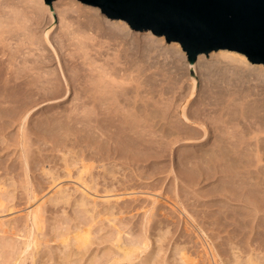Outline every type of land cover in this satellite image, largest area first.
Listing matches in <instances>:
<instances>
[{
	"label": "rangeland",
	"instance_id": "1",
	"mask_svg": "<svg viewBox=\"0 0 264 264\" xmlns=\"http://www.w3.org/2000/svg\"><path fill=\"white\" fill-rule=\"evenodd\" d=\"M41 1L45 8L41 15L43 19L42 17L40 19L42 22H35L36 26L33 24L31 27L33 29L36 27L37 35L39 34L37 31L47 32L51 42L47 44L44 42L42 51L49 55L52 61L40 64L42 69L37 68L34 71L43 70L44 72L53 68L59 70L61 62L69 79L72 80L70 69L72 66L81 67L80 74L84 72L83 76L87 79L85 74L91 73L88 69L91 65L88 67L89 64H84L89 63L86 62L87 59L82 61L83 57L78 60L73 58L71 59L73 65L70 61L68 63L66 60L68 56L59 52L60 49L55 41L62 30L60 22L61 17L67 15L65 12L72 9L76 2L86 6L92 5L79 0H73L74 2L53 0L51 3ZM54 2L58 5L56 6ZM67 4H71V7ZM0 5H2L0 15L4 13L8 17V13L10 15L13 13L14 17L18 16V22L14 23L23 25L17 29L20 33L26 31L23 30L24 23L30 24L36 20H29L30 23L27 20L32 14L27 13L28 5L24 0H0ZM17 12L19 14L15 16ZM60 12H64L63 15ZM68 13L74 14L70 11ZM100 14L108 20H116L106 17L101 12ZM5 15L1 17H6ZM130 30L132 31H129L128 37L131 36L122 43L110 41L107 34L96 37L99 44L94 48L100 54H96L97 61L94 64L104 67V63L110 61L116 62V66L122 68L129 67L124 74L120 72L125 82L121 78L119 80L123 81L125 86L134 88L138 95L140 94L145 101H148L146 108L149 110H146L145 119H143L147 130L142 129L141 132L144 131L143 135L146 136L144 138H147V147L159 149L161 156L149 157L141 167L140 164H129V166L123 163L121 158L118 159L120 156L115 153L111 154V158L101 159L97 156L98 160H96L97 157L92 156V152L89 153L90 151L84 148L86 146L81 140L85 133L79 130L83 124L82 121L73 122L76 124L73 126L72 121L68 119L70 115L74 116L76 113L79 119H84L83 112L80 113L83 105H79L78 100L73 98L77 97L74 93L79 92L76 85L72 86L74 90L69 97H52L48 100L38 95L39 92L43 95L44 91L36 87L37 90H34L37 92L35 96L37 100L34 99L32 102L22 98L17 99L18 96L13 97L9 92H4L9 95L2 94L3 104L0 103V264H264V198H262L264 197V175H262L264 174V151L259 153L260 156L263 155V159L258 162V166L250 169L236 170L226 165L224 170L225 165L219 162L220 160L219 163L213 161L217 153L214 149L224 146L227 136L225 133L227 134L233 127L236 128L237 133H234L236 137L240 135L246 141L252 142L249 146L253 147L256 139L261 144L264 143V75L259 74L255 78L250 76L249 78L252 79L249 81L237 83L235 81L232 82L233 85L219 82L223 84L220 88L224 92L213 93L209 90L211 86L207 79L211 76L207 74L205 66L215 68L222 66L223 68L229 61L218 55L210 57L209 52L207 56L203 54L206 60L204 62H207L205 65L203 61L197 63V59L189 62L185 52L183 55L179 51L174 53L165 51L164 47L170 42L165 41L163 36V41L151 43L149 36L154 38L160 36L150 31H135L131 28ZM18 31L13 32L14 36L18 35ZM20 36L18 35V38H22ZM90 36H94L93 33ZM16 38L12 37L10 41L14 45ZM149 45L154 49H151ZM25 46L24 49L27 50ZM52 46L58 48L59 55L62 54L60 61L55 56ZM68 49L67 52L74 49L73 52L77 55L75 52L78 53V51L75 48L70 46ZM31 51L27 57L31 61L32 58L38 60L43 58L34 54H38L39 49ZM90 52L93 57L95 51L92 49ZM22 53L24 56L28 55L27 52L17 51L14 56L16 61L12 59L15 64L13 68L20 66L21 69L23 64L21 65L20 60L24 57ZM120 53L123 54L120 55ZM33 54L35 57H32ZM38 63L36 62L35 65ZM26 64L29 66L32 63L29 60ZM68 64L72 66L67 68ZM34 71L31 70V72ZM191 78H194V88L191 85ZM136 85L138 87H135ZM224 88L230 90L231 95L227 94ZM213 89L218 90L219 87ZM207 92L209 95L213 93L211 97H215L204 101V97H210ZM138 95L137 98L140 97ZM76 103L78 105H75ZM96 103H91V107L97 106ZM225 106L227 109L233 106L234 109L230 108L231 114L235 115L228 114L229 109L227 111ZM74 109L78 112H73ZM182 110H185L190 118L185 119ZM225 110L227 115L224 113ZM230 115L233 118L239 117L240 125H247L245 133L239 132L243 129L235 125V120L234 125L229 124L227 130V124H224V121L232 118ZM12 116L14 117L11 118ZM132 119L135 120V118ZM257 119L260 124L255 123ZM68 122L71 123L66 125ZM201 124L205 127L201 128ZM41 126L44 127L43 131L39 129ZM258 128L261 130L258 131ZM204 129H206L205 134H203ZM78 131L83 134L78 135ZM48 132H50L49 135ZM74 134L78 135L79 139ZM262 147H264L263 144ZM207 153L210 159L207 158V163L204 164L201 157H207ZM183 154L194 156V160L197 159L195 165L201 170H195L198 174H195L193 182H190L192 185L182 180V176L185 179V174L182 172L186 170L184 165L181 166L183 163L181 159L186 156ZM249 156L255 157L254 154ZM82 162H90L92 165L79 177ZM67 164L69 171L64 169ZM246 169L249 170L246 171ZM177 172L182 176H178ZM176 175L178 178H175Z\"/></svg>",
	"mask_w": 264,
	"mask_h": 264
},
{
	"label": "bare ground",
	"instance_id": "2",
	"mask_svg": "<svg viewBox=\"0 0 264 264\" xmlns=\"http://www.w3.org/2000/svg\"><path fill=\"white\" fill-rule=\"evenodd\" d=\"M23 1V0H22ZM69 1H73V0H69ZM24 2H26V5H28V12H30L29 15L32 14L31 18L30 19H27L28 21L29 20H34V22L29 23L31 24H26L24 23V28L23 30H26L25 32H19L17 29H20V27H22L23 25L20 26V23H17L18 22V16L17 17H14L13 16V13H11V15L8 13V17L2 13V15H0V103H2V100L3 98L2 97V94H4V92H9L13 97L14 96H18L17 99H20L22 98L23 100H27V102L29 100H31V102L37 98H35L37 92L35 90H37V88H41L43 91H44V94L42 95L38 93V95L42 96L45 98H47V100L49 98L52 99V97H62V98H65L66 96L69 97L72 93V91L74 90V88H72V86L76 85V88L78 89V95L76 93H74L77 97H73V98H76L79 102V105H83L81 107H83L80 111L83 112V116L84 119H79L78 118V115H70L68 119H70L72 121V124L73 122H79V121H82L81 123V131L85 132L84 135L82 136V141H84V144L88 151H90L89 153L92 152V156H100L99 158L101 159H105V158H111V154L112 153H115L116 155H119L120 157H118V159H122V162L123 163H126V164H132V165H135V164H140V167L141 165L144 166L143 162L147 161L149 159V157H158V156H161L160 152H159V149H154V148H150V147H147L146 143V139L143 135V133L141 132L142 129H145V123L143 119H145V114H146V110H149L147 109L146 107L148 106V101H145L141 95L140 97L137 98V93L135 92V90H133L132 88L130 87H127L125 86V84L123 83V81L119 80L120 78L124 80L125 82V78H123V75L120 73V72H123L124 74V71L125 70H128L126 68H122V67H119V66H116L117 63L116 62H110V61H107L104 63V67L101 66H97L95 65L94 63L97 61V56L96 54H100V52L98 50H96L94 47L97 46L99 43L97 42L96 40V37H99L101 34H107L108 36V39L110 41H113V42H119V43H122L123 41L125 40H128L129 36V31L131 32L132 30H130V27L127 25V23L124 21V20H121V19H116V20H108L107 18L103 17L98 8L96 7H92V6H86V5H83V4H79V2L75 4V6L70 10H68V12H73L74 14L72 13H68V12H65L67 13V15H63L64 12H60L63 16L61 17V14H60V17H61V22H60V28H62L60 34L57 36V39H56V45H58V48L60 49L59 52L61 51V53L63 55H66L68 56V58L66 59L67 62L70 61L71 64L73 63L71 59H77L80 58V57H83L82 58V61H85V59H89L90 61H87L86 62H89V63H84V64H89L88 65V69L91 73H88L85 74L87 75V79L84 78V72L83 74L81 75L80 74V71L82 72V69L80 70L79 66H72L70 64H68L67 68H69L70 66H72L70 69L72 71V80L69 79V76L66 75L65 73V69L63 68V64H61L60 62V67L59 70L57 68H53V70L50 69V71H44L41 70V71H34V69H37L40 70L41 68V65L44 64L45 62H49V61H52L50 60V56L47 55V54H44L42 50H44V42L47 44V42H51L49 36H47V32H38L39 33L38 35L36 34V30L35 28L33 29L31 26L37 22V23H40L42 22L41 19V15L43 14L42 11L45 9L44 8V3L41 1V0H24ZM57 2V1H56ZM54 2V4L56 3ZM74 2V1H73ZM28 3V4H27ZM59 3V1L57 2ZM37 4V6H36ZM53 4V5H54ZM71 4H74V3H71ZM71 4H67L69 5V7H71ZM56 6L58 4H55ZM54 5V6H55ZM2 6V5H0ZM46 6V5H45ZM11 7V6H9ZM2 8V7H1ZM17 8V7H16ZM11 9H14L11 7ZM8 10H10L8 8ZM17 10V9H16ZM67 10V9H66ZM13 11V10H12ZM7 12V11H6ZM10 12V11H9ZM14 12V11H13ZM16 12V11H15ZM19 12V11H18ZM17 12L16 15H18L19 13ZM1 14V13H0ZM6 16V17H1V16ZM3 18V19H2ZM17 18V19H16ZM33 18V19H32ZM26 19V18H25ZM43 19V17H42ZM13 20V21H12ZM24 20V19H23ZM22 20V21H23ZM15 21H17L16 23H14ZM21 21V20H19ZM35 25V24H34ZM36 26V25H35ZM15 31H18L17 34L22 37V38H18V35L17 36H14V33ZM93 33L94 36H90V34ZM147 35H150L149 32H146ZM12 37H17L15 40L16 41H19L18 43L14 40L15 42V45L12 44L10 41L12 40ZM150 40L149 42H161L163 41V37L160 36V37H150ZM169 43V42H168ZM14 45V46H13ZM24 45L25 48H28L27 50L24 49ZM101 45V44H100ZM21 46V47H20ZM34 46L32 49H39V53H34L37 57H43V58H39L40 60L38 59H35V58H32V61L31 59L27 58L29 56L28 53L32 52L31 50V47ZM47 46V45H45ZM72 46V48H75L77 52H75L77 55L74 54L73 50L72 51H68L69 50L68 48ZM75 46V47H74ZM149 47L151 49H154L151 45H149ZM52 48L55 50V56L59 58V61H60V57L62 56V54L58 53V48L55 47V46H52ZM31 49V50H30ZM94 50L95 53L92 56V53L90 52V50ZM13 50V51H12ZM24 50V51H23ZM89 50V51H88ZM164 50L165 51H170L171 53H174L175 51H179L181 54L184 55V51L182 50L181 46L179 45L178 42H170L168 45H166L164 47ZM17 51H20V52H27L28 55H25L22 53V57L20 55V62H21V69H20V66L18 67H14L13 68V65L15 66V64H13L12 62V59L15 60V53ZM120 51V50H119ZM123 52L125 53L126 51L123 49ZM33 54L32 57H35ZM123 54V53H120V55ZM18 55V53H17ZM16 55V56H17ZM31 55V54H30ZM116 55V54H115ZM182 55V56H183ZM210 57L214 56V55H218L219 57H221L222 59L224 60H227L229 61V63H226L223 68H221L222 66H219L218 68H215V67H211V66H205L206 70H207V74L211 76V78H208L207 80L210 82V85L211 88L209 89L211 92L213 91V93H220L222 94L223 92L221 91V85L223 84H219V82H224L226 84H232V82L234 83L236 81L237 82H246L247 80L249 81V79H252V78H249L250 76H255L256 75H259V74H263L264 75V69H263V65H260V64H256V63H251L244 54L242 53H239V52H236V51H231V50H223V49H219L217 51H211L209 54H208ZM66 56H63V57H66ZM54 57V56H53ZM114 57V56H113ZM122 58V56H119ZM126 57V56H125ZM184 57V56H183ZM127 58V57H126ZM54 59V58H53ZM81 59V58H80ZM111 59V58H110ZM115 59V58H114ZM113 59V60H114ZM124 59V57H123ZM197 63L199 62H202L203 61V65H205L207 62H204L206 60H204V55L203 53L201 54H198L197 55ZM30 60V62L32 63L31 65L29 66H26V62H28ZM121 60V59H120ZM129 59H127L128 61ZM16 61V60H15ZM65 61V60H64ZM74 61V60H73ZM76 61V60H75ZM116 61V59H115ZM126 61V59H125ZM125 61L123 60V62L125 63ZM219 61V60H218ZM36 62L38 63L37 65ZM80 62V61H79ZM16 63V62H15ZM69 63V62H68ZM116 63V64H115ZM128 63V62H126ZM41 64V65H40ZM46 64V63H45ZM65 64V62H64ZM67 64V63H66ZM189 64V63H188ZM81 65V64H80ZM12 66V67H11ZM33 69L34 72H31V70ZM42 69V68H41ZM69 69V70H70ZM85 69V68H84ZM88 69H85V70H88ZM68 71V70H67ZM95 71V73H93ZM70 72V71H69ZM86 72V71H85ZM120 73V74H119ZM206 73V72H205ZM71 75V74H70ZM207 75H205L206 77ZM209 77V76H208ZM83 78V79H82ZM82 79V80H81ZM127 80V78H126ZM240 84V83H239ZM191 85H192V88H194L195 86V82H194V78H191ZM233 85V84H232ZM236 85V84H234ZM82 86V87H81ZM207 86V85H206ZM37 87V88H36ZM75 87V86H74ZM134 87V86H133ZM135 87H138L137 85ZM218 90H214L213 88H218ZM228 87V85L226 86ZM75 88V90H76ZM223 88V87H222ZM35 89V90H34ZM139 89V88H137ZM208 89V88H207ZM223 90V89H222ZM225 90V88H224ZM41 91V90H40ZM139 91V90H137ZM143 91V90H141ZM209 91V92H210ZM226 93L230 94V90H228L226 88ZM77 92V91H76ZM222 92V93H221ZM237 92V91H235ZM135 93V94H133ZM140 93V91H139ZM193 93V91L191 92V94ZM208 93V92H207ZM206 93V94H207ZM212 93V94H213ZM217 93V94H218ZM224 93V95L226 94ZM124 94V95H122ZM133 94V95H132ZM190 94V95H191ZM208 95L210 97H204L206 101V99H210V98H214V97H211V95ZM216 94V95H217ZM5 96H8L9 94L5 93L4 94ZM129 95V96H128ZM138 95V96H139ZM219 95V94H218ZM231 95V94H230ZM11 96V98H13ZM121 96V97H120ZM124 98H123V97ZM128 96V98H127ZM143 96V95H142ZM10 97V96H9ZM40 97V98H42ZM223 97V96H222ZM39 98V97H38ZM72 98V99H73ZM203 98V99H204ZM9 99V98H8ZM17 99H16V102H17ZM159 99V98H158ZM202 99V98H201ZM226 99V98H225ZM22 100V101H23ZM40 100V99H38ZM44 100V99H42ZM54 100V99H53ZM74 100V99H73ZM222 100V99H221ZM229 100V99H228ZM227 100V101H228ZM6 101V99H5ZM11 101V100H10ZM14 101V98L13 100ZM153 101V100H152ZM157 101V100H156ZM160 101V99H159ZM200 100V102H202L203 105H206L205 102ZM213 101V99H212ZM217 101V99H216ZM219 101V99H218ZM227 101L225 103H227ZM231 101V100H230ZM229 101V102H230ZM4 102V101H3ZM35 102V101H34ZM94 102L97 104V106L95 105L94 107H91L92 104H94ZM210 102V101H209ZM208 102V103H209ZM215 102V101H214ZM213 102V104H214ZM220 102V101H219ZM23 103H26L23 101ZM92 103V104H91ZM223 103V101H222ZM224 103V104H225ZM9 104V103H8ZM30 104V103H29ZM46 104V103H45ZM91 104V105H90ZM161 104V103H160ZM201 104V103H200ZM12 105V104H11ZM18 105V104H17ZM16 105V106H17ZM27 105V104H26ZM75 105H78L77 103ZM74 105V106H75ZM88 105H90L88 107ZM147 105V106H146ZM162 105V104H161ZM166 105V104H165ZM202 105V106H203ZM218 105V104H217ZM230 105H233L230 103ZM22 106V104H21ZM155 106V105H154ZM154 106H151L154 108ZM157 106V105H156ZM155 106V107H156ZM167 106V105H166ZM169 106V105H168ZM207 106V105H206ZM215 106V105H214ZM223 106V104L221 105ZM12 107V106H11ZM79 107V106H78ZM226 107V106H225ZM233 106H230V108H232ZM1 108V107H0ZM20 108V107H19ZM23 108V106H22ZM74 108V107H73ZM77 108V107H75ZM152 108V110H154ZM161 108V107H160ZM229 109V112L228 114H231L232 113V109H234V107L232 109ZM159 108H157L158 110ZM164 109V108H163ZM166 109V108H165ZM203 109V108H201ZM227 109V107L225 108ZM227 109V111H228ZM1 110V109H0ZM13 110V109H12ZM75 110V109H74ZM73 112H78V111H74ZM6 111V110H5ZM15 111V109H14ZM18 111H21V109ZM57 111V110H55ZM70 111V110H69ZM151 111V109H150ZM161 111V110H160ZM158 111V112H160ZM163 111V110H162ZM161 111V112H162ZM167 111V110H166ZM219 111V110H218ZM224 111V110H223ZM226 111V110H225ZM227 111L224 112L226 113L227 115ZM26 112V111H25ZM59 112V111H58ZM72 112V111H71ZM156 113V111H153V113ZM168 112V111H167ZM166 112V113H167ZM200 112V111H199ZM217 112V111H216ZM252 112V111H251ZM250 112V113H251ZM3 113V112H2ZM16 113V112H15ZM65 113V112H63ZM152 113V112H151ZM13 114V113H12ZM52 114V113H51ZM71 114V113H70ZM149 114V113H148ZM147 114V115H148ZM157 114V113H156ZM195 114V113H194ZM193 114V115H194ZM234 114V113H233ZM233 114H231L233 116ZM254 114V113H253ZM11 115V114H10ZM14 115V114H13ZM18 115V114H17ZM66 115V114H65ZM64 115V116H65ZM69 115V114H68ZM67 115V116H68ZM165 115V114H164ZM182 115L183 117L186 119V118H190L187 113L185 112V110L183 111L182 110ZM192 115V114H190ZM230 115V116H231ZM235 115V114H234ZM7 116V114H6ZM15 116V115H14ZM14 116H12L11 118H13ZM53 116V115H52ZM59 116V115H58ZM77 116V117H76ZM80 116V115H79ZM195 116V115H194ZM203 116V115H202ZM231 116V117H232ZM2 117V116H1ZM9 117V116H8ZM19 116H17L18 118ZM47 117V116H46ZM66 117V116H65ZM135 118V120H133L132 118ZM147 117V116H146ZM159 117V116H158ZM182 117V116H181ZM182 117V118H183ZM197 117V116H196ZM200 117V116H199ZM253 117V116H252ZM7 118V117H6ZM10 118V117H9ZM22 118V117H21ZM61 118V116H60ZM151 118V117H150ZM153 118V117H152ZM157 118V117H156ZM239 118V117H238ZM238 118H228L227 120L224 121V124H227L226 128L227 130L229 129L228 125L230 124L231 125H234V120L236 122V126L238 125L240 127V129H243V130H240L239 132L242 133L244 132L245 133V130H246V126L245 125H240V119ZM257 118V117H256ZM8 119V118H7ZM55 119V118H54ZM67 119V121H68ZM79 119V120H78ZM162 119V118H161ZM198 120V117L196 118ZM201 119V118H200ZM4 120H6L4 118ZM3 120V121H4ZM10 120V119H9ZM7 120V121H9ZM12 120V119H11ZM16 120V119H14ZM13 120V121H14ZM53 120V119H52ZM206 120V119H205ZM222 120V119H221ZM2 121V122H3ZM157 121V120H156ZM202 121V120H201ZM223 121V120H222ZM5 122V121H4ZM23 122V121H22ZM49 122V121H48ZM55 122V121H54ZM52 122V124L54 123ZM64 122V121H63ZM198 122V121H197ZM13 123V122H12ZM42 123V122H41ZM40 123V124H41ZM58 123V121H57ZM61 123V122H60ZM69 123L71 122H68V124L66 125H69ZM156 123V122H155ZM185 123V122H184ZM187 123V122H186ZM200 123V122H199ZM203 123V121H202ZM243 123V122H242ZM255 123H259L260 124V121L259 119H257L255 121ZM254 123V124H255ZM9 124V123H8ZM47 124V123H46ZM51 124V123H50ZM59 124V123H58ZM71 124V125H72ZM148 124V123H147ZM182 124V123H181ZM223 124V125H224ZM4 125V123H3ZM6 125V123H5ZM36 125V124H34ZM39 125V124H38ZM43 125H44V122H43ZM42 125V126H43ZM57 125V124H56ZM76 124H73V126H75ZM78 125V123H77ZM184 125V124H183ZM212 125V124H211ZM221 125V124H220ZM253 125V124H252ZM1 126V125H0ZM40 126V125H39ZM38 126V127H39ZM39 128L42 130V127ZM54 126V124H53ZM62 126V125H61ZM147 126V125H146ZM172 126V125H171ZM170 126V127H171ZM189 126V125H188ZM217 126V125H216ZM255 126V125H254ZM8 127V126H7ZM46 127H48L46 125ZM45 127V128H46ZM51 127V125H50ZM60 127V126H59ZM58 127V128H59ZM79 127V126H77ZM186 127V126H185ZM200 127V126H199ZM202 127H205L204 124H201V128ZM209 127V126H208ZM219 127V126H217ZM224 127V126H223ZM250 127V126H249ZM32 128V127H31ZM56 128V127H54ZM152 128V127H151ZM33 129V128H32ZM36 129V128H35ZM50 129V128H49ZM57 129V128H56ZM55 129V130H56ZM67 129V128H66ZM72 129V128H71ZM179 129V128H177ZM183 129V128H182ZM185 129V128H184ZM215 129V128H213ZM219 129V128H218ZM224 130V128H222ZM238 129V127H237ZM248 129V128H247ZM40 130V131H41ZM46 130V129H45ZM147 130V129H145ZM198 129L196 128V131ZM203 130V129H202ZM236 128L233 127L230 131L227 132V134L225 133L226 136V140H224V146L223 147H217L215 148L214 150H216V158L215 160L213 159V161H219L221 162L222 164L225 165V168L223 167L224 170H226V165L230 166L231 168H235L236 170L237 169H245V168H251V167H257L258 166V162H260L262 159H263V155L260 156L259 153H263L264 151V147H262V144L264 145V143H260V141L258 139H256V142L254 143V146H249L251 145L250 142L246 141V139H244L242 136H238L236 137V135L234 133H237L236 131ZM239 130V129H238ZM261 128H258V131H260ZM39 131V130H38ZM43 131V130H42ZM51 132V130H48ZM54 131V130H53ZM52 131V133H54ZM60 131V130H59ZM190 131V130H189ZM218 131V130H217ZM221 131V130H220ZM247 131V130H246ZM48 132V135L49 133ZM58 132V131H57ZM71 132V131H69ZM68 132V133H69ZM73 132V131H72ZM82 132V134H83ZM168 132V131H167ZM173 132V131H172ZM194 132V131H193ZM200 132V131H199ZM206 132V129H204V133L205 134ZM213 132V130H212ZM238 132V133H239ZM30 133V132H29ZM33 133V132H32ZM40 133V132H39ZM74 133V132H73ZM72 133V134H73ZM77 133V132H75ZM79 133V131H78ZM148 133H149V130H148ZM147 133V134H148ZM154 133V132H153ZM171 133V132H170ZM224 133V132H223ZM258 133V132H257ZM45 134V133H44ZM56 134V133H55ZM70 134V133H69ZM68 134V135H69ZM81 133H79L78 135H82ZM215 134V133H214ZM219 133H217L218 135ZM221 134V133H220ZM1 135V134H0ZM22 135V134H21ZM29 135V134H28ZM34 135V134H33ZM36 135V134H35ZM46 135V134H45ZM77 135V136H78ZM146 135V134H145ZM172 135V134H171ZM176 135V134H175ZM179 135V134H178ZM245 135V134H244ZM256 135V134H255ZM53 136V135H52ZM58 136V135H57ZM63 136V135H62ZM75 136V134H74ZM75 136V137H77ZM150 136V135H149ZM152 136V135H151ZM150 136V137H151ZM13 137V136H12ZM11 137V138H12ZM51 137V136H50ZM64 137V136H63ZM73 137V136H71ZM85 137V138H84ZM148 137V136H147ZM178 137V136H177ZM219 137V135H218ZM221 137V136H220ZM236 137V138H235ZM249 138V136H247ZM10 138V137H9ZM17 138V136H16ZM53 138V137H52ZM149 138V137H148ZM179 138V137H178ZM223 138V136H222ZM225 138V136H224ZM1 139V138H0ZM14 139V138H13ZM40 139V138H39ZM54 139V138H53ZM69 139V138H67ZM78 139H79V136H78ZM86 140V143H85V140ZM156 139V138H155ZM217 139V138H216ZM220 139V138H218ZM254 139V138H253ZM261 139V138H260ZM11 140V139H10ZM9 140V141H10ZM17 140V139H16ZM70 140V139H69ZM150 140V139H149ZM161 140V139H160ZM249 140V139H248ZM258 140V141H257ZM2 141V140H1ZM8 141V140H7ZM12 141V140H11ZM10 141V142H11ZM44 141V140H43ZM52 141V140H51ZM73 141V140H72ZM71 141V142H72ZM75 141V140H74ZM73 141V142H74ZM90 141H95L94 143H91ZM17 142V141H16ZM49 142V141H48ZM57 142V141H56ZM63 142V141H62ZM70 142V141H68ZM168 142V141H167ZM216 142V141H215ZM219 142V141H218ZM217 142V143H218ZM262 142V141H261ZM9 143V142H8ZM12 143V142H11ZM24 143V142H23ZM160 143V142H159ZM53 144V143H52ZM58 144V143H57ZM149 144V143H148ZM151 144V143H150ZM165 144V143H164ZM219 144H222V143H219ZM12 145V144H11ZM61 145V144H60ZM156 145V144H155ZM4 146L6 147V145L4 144ZM53 146V145H52ZM65 146V145H64ZM151 146V145H150ZM161 146V145H160ZM222 146V145H221ZM23 147V146H22ZM27 147V145H26ZM54 147V146H53ZM57 147V146H56ZM83 148V149H84ZM85 150V149H84ZM83 150V151H84ZM213 150V148H212ZM101 151V152H100ZM201 151V150H200ZM209 151H211L209 149ZM87 152V151H86ZM191 152V151H190ZM213 153L215 151H212ZM101 153V154H99ZM193 153V152H192ZM205 153V152H204ZM191 154V153H190ZM190 154H183L185 157L183 159H181V161H183V163H181V166H185V171L182 172L185 174V179H184V176H182L181 174H178V172L176 173L178 176L181 175L182 177V180L184 181H188V183H192L193 181V177L194 175L198 174V166L195 165V161L197 160H194V156L190 155ZM206 154V153H205ZM208 154V153H207ZM251 154H254L255 157L254 158H250L249 155ZM78 155V154H77ZM182 155V156H183ZM79 156V155H78ZM90 156V155H89ZM203 156V155H202ZM77 157V156H76ZM96 157L94 159H96ZM98 157L96 160H98ZM214 157V155H213ZM78 158V157H77ZM79 158H81L79 156ZM78 158V159H79ZM91 158V157H90ZM116 158V157H114ZM207 158L210 159V156L209 154L206 156H203L201 157V161L202 163L206 164L207 163ZM84 159V158H82ZM113 159V158H112ZM28 159H26L27 161ZM100 160V159H99ZM84 161V160H82ZM87 161V160H86ZM121 161V160H120ZM200 161V162H201ZM199 162V161H198ZM210 162V161H209ZM218 162V163H219ZM179 163V165H180ZM217 163V164H218ZM263 163V161L261 162ZM198 164V163H197ZM201 164V163H200ZM91 163H87V162H82L81 163V171L79 173V177L82 176V173H85L87 172L90 168H91ZM203 165V164H202ZM68 164L66 165V168H64L65 170L67 169V171H69V169L67 168ZM130 166V165H129ZM196 166V167H195ZM205 166V165H204ZM209 166V165H208ZM261 166V165H260ZM203 167V166H202ZM217 167V166H216ZM204 168V167H203ZM214 168V166H213ZM221 168V167H220ZM182 169H184V167H182ZM222 169V168H221ZM222 169V170H223ZM249 169H246V171H248ZM253 169V168H252ZM251 169V170H252ZM180 170V169H179ZM196 170V171H195ZM205 170V169H204ZM216 171V169H214ZM201 171V170H200ZM210 171V170H209ZM218 171V170H217ZM216 171V172H217ZM245 171V172H246ZM259 171V170H258ZM180 172V171H179ZM214 172V171H213ZM241 172V171H240ZM252 172V171H251ZM68 173V172H67ZM140 173V172H139ZM204 173V172H203ZM255 173V172H254ZM201 174V172H200ZM224 173H222L223 175ZM232 174V173H231ZM230 174V176H231ZM237 174V173H236ZM235 174V175H236ZM242 174V173H241ZM246 174V173H245ZM175 176V178L178 176ZM204 175V174H203ZM239 175V174H238ZM247 175V174H246ZM264 175V174H262ZM141 176V175H139ZM210 176V175H209ZM237 176V175H236ZM242 176V175H241ZM197 177V176H196ZM201 177V176H200ZM203 177V176H202ZM229 177V176H228ZM246 177V176H245ZM180 178V177H179ZM199 178V177H198ZM206 178V177H205ZM227 178V177H226ZM253 178V177H252ZM263 179V177H260ZM121 181V178H119ZM128 179V178H127ZM236 179H238L236 177ZM241 179V178H240ZM243 179V178H242ZM250 179V178H249ZM181 180V181H182ZM239 180V179H238ZM230 181V180H229ZM237 181V180H236ZM254 181V180H253ZM264 181V180H263ZM239 182V181H238ZM185 184V182H183ZM187 183V185H188ZM190 183V185H192ZM232 183V182H231ZM256 183V182H255ZM260 183V181H259ZM85 184V183H84ZM252 185V183H250ZM249 184V185H250ZM186 185V184H185ZM236 185V184H235ZM258 185H261V184H258ZM86 186V185H85ZM232 186V185H231ZM244 186V185H243ZM226 187V186H225ZM230 187V186H229ZM240 187V186H238ZM250 187V186H249ZM248 187V188H249ZM252 187V186H251ZM254 187V186H253ZM258 187V186H257ZM264 187V186H263ZM233 189V188H232ZM239 190V188H237ZM250 189V188H249ZM263 189V188H261ZM228 190V189H227ZM237 190V191H238ZM236 191V190H235ZM236 191V192H237ZM235 192V194H236ZM240 192V190H239ZM249 192V191H248ZM255 192V191H254ZM262 192V191H261ZM264 192V190H263ZM234 193V192H233ZM245 194V193H244ZM250 195V194H249ZM252 195V194H251ZM250 195V196H251ZM237 196V195H235ZM260 197V196H259ZM258 197V198H259ZM237 198V197H236ZM244 198V197H243ZM264 198V197H262ZM245 199V198H244ZM251 199V198H250ZM255 201V200H254ZM248 202V201H247ZM256 202V201H255ZM260 203V202H259ZM264 203V202H263ZM262 204V203H261ZM255 209V208H254ZM257 211V210H256Z\"/></svg>",
	"mask_w": 264,
	"mask_h": 264
},
{
	"label": "water",
	"instance_id": "3",
	"mask_svg": "<svg viewBox=\"0 0 264 264\" xmlns=\"http://www.w3.org/2000/svg\"><path fill=\"white\" fill-rule=\"evenodd\" d=\"M53 0H44L51 3ZM135 31L178 42L187 60L219 49L264 65V0H79Z\"/></svg>",
	"mask_w": 264,
	"mask_h": 264
}]
</instances>
